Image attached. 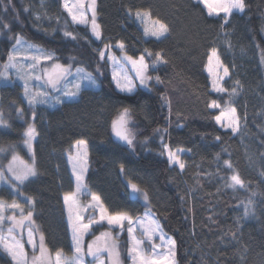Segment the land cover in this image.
I'll use <instances>...</instances> for the list:
<instances>
[{
	"label": "trees",
	"instance_id": "1",
	"mask_svg": "<svg viewBox=\"0 0 264 264\" xmlns=\"http://www.w3.org/2000/svg\"><path fill=\"white\" fill-rule=\"evenodd\" d=\"M244 5L225 19L208 15L195 0H97L98 39L89 25L72 23L62 0H0V64L20 35L55 54L61 64L86 69L99 83L98 89L85 87L78 98L55 108L28 104L18 83L1 86L6 126L0 127V159L6 163L14 151L28 156L23 134L33 118L37 175L18 191L33 201L30 211L52 258L57 250L73 252L63 201L74 190L66 154L85 140L88 189L110 213L137 218L151 209L175 241L177 264H264V0H244ZM137 10L149 11L169 31L159 38L145 35ZM121 42L128 55H146L149 73L159 82L132 93L116 88L109 60L101 59L100 51ZM212 48L229 69L224 93L213 90L207 72ZM157 52L163 60L153 63ZM213 100L222 107L231 101L241 123L238 133L219 127L220 109L208 107ZM124 108L131 113L132 146L113 135L112 121ZM165 144L188 150L183 170L170 165ZM233 174H239L243 187L231 186ZM130 182L148 194L147 202L132 198ZM0 197L12 200L5 187ZM106 227H95V233ZM127 249L124 232L125 264ZM0 264H13L3 250Z\"/></svg>",
	"mask_w": 264,
	"mask_h": 264
},
{
	"label": "snow or ice",
	"instance_id": "2",
	"mask_svg": "<svg viewBox=\"0 0 264 264\" xmlns=\"http://www.w3.org/2000/svg\"><path fill=\"white\" fill-rule=\"evenodd\" d=\"M207 9L208 15L224 14L225 19L230 15L233 10L243 11L245 5L244 0H198ZM96 0H63V7L71 17L74 24L88 26L90 25L91 32L96 38H100L101 31L100 25L96 22ZM90 13V19H89ZM134 15L144 24V32L146 35L153 37H162L169 31L168 25L158 18H153L149 11L137 10ZM39 19V17H37ZM7 27V26H5ZM64 35L76 39L77 37L70 31H65ZM15 43L8 54L7 62L0 65V80H8L10 71H15L17 76L24 81V96L27 98L30 105L39 103H48L50 101L59 103L63 97H75L79 94L80 90L85 87H95L96 79L92 73L86 69L77 67L73 72L72 65H64L56 61L53 54L47 52L42 46L33 44L25 40L22 36L17 35L14 37ZM121 52L122 57L108 54L107 59L111 61L113 66L112 79L116 87L123 92L131 93L136 88V83L133 78L127 75L123 68L121 61L130 63L135 70V77L138 79L139 85L147 87L150 80L148 73L149 64L145 60V55L142 54L138 58L127 55L124 51L125 45L121 42L117 45ZM105 48H110L105 45ZM148 56L153 53L145 50ZM24 55H21V54ZM156 60L153 63H158L163 60L162 54L157 52L154 54ZM106 56L105 51H100V58L104 59ZM25 61L27 63L25 64ZM215 61V63H213ZM50 64L45 67V63ZM208 70L214 73L212 80V88L217 93H224L228 90L225 89L221 81L224 77L229 75V69L223 65L217 54V49L212 48L208 54ZM222 70V74L221 71ZM159 77L155 80L159 82ZM36 81L37 87L33 89L30 87V81ZM43 82L40 84L39 82ZM49 90H55L61 95L52 96ZM236 89L231 90L230 95H235ZM210 109H220L215 120L222 127L229 128L233 132L238 131L239 117L237 110L231 106V101L227 102L225 106L213 100L208 104ZM17 111H21L18 109ZM130 110L124 108L112 121V129L115 135L129 146L134 144V133L129 127L130 124ZM35 113H33V117ZM5 122L3 114L0 113V125ZM24 144L31 150L32 140L36 136V130L33 126H29L24 132ZM164 152L170 164L179 165L183 170L185 164L180 159L181 149H171L167 144L163 146ZM76 154L75 157H70L73 162V174L76 179V191L66 193L64 195V202L68 206V220L72 231V240L74 252L71 257L64 256L62 250H57L55 259L53 260L49 249L45 245V238L41 233L37 241L35 233L38 231L34 227L33 212L25 210L22 206L13 201L7 203L0 199V250L7 253L13 264H84L85 256L93 258L97 264H106V261L100 259L101 254L107 253V264H121L119 244L113 237L111 231L102 232L96 236L91 242L87 244V249L83 247V237L90 233V229L94 225L107 223L109 228H119L124 230V224L127 222V232L130 238V246L128 247V255L132 264H175V241L171 238H166L162 232L159 222L153 218L150 213H145L143 218L133 219L127 212L110 213L109 210L103 205L101 197L96 193H90L91 202L88 205L81 206L78 202V195L87 191L83 184L84 173L87 170V141H76ZM4 149H0V152ZM228 167H231L228 161H225ZM121 170L124 165L121 164ZM6 172L10 175H6ZM36 175V168L34 161L29 163L23 160L18 154H13L11 160L6 166L0 165V183L8 184L13 190H18V185H23L29 178ZM231 186L236 187L244 186V182L239 174H233L230 178ZM131 195L133 197L143 196L145 200L148 199V194L141 190L138 185L131 183ZM28 203L32 204L31 198ZM250 203V202H249ZM12 209L20 210V217L16 215L5 216V210ZM245 214H248V205L244 206ZM85 213H88L86 216ZM98 217V218H97ZM87 219V222L85 220ZM5 221L9 222L7 229L3 225ZM139 225L142 228V236L144 239H138L134 235V226ZM26 228V243L31 246L32 255L29 256L25 249V242L23 240L24 232L21 231L19 236L14 234L17 230ZM159 236L161 241L160 245L153 243L154 237ZM145 241L151 246L152 254L147 255L143 245ZM167 251L158 252L157 248ZM39 251V255L36 251Z\"/></svg>",
	"mask_w": 264,
	"mask_h": 264
},
{
	"label": "rangeland",
	"instance_id": "3",
	"mask_svg": "<svg viewBox=\"0 0 264 264\" xmlns=\"http://www.w3.org/2000/svg\"><path fill=\"white\" fill-rule=\"evenodd\" d=\"M195 1H197L198 2V0H195ZM62 2H63V0H62ZM201 4V3H200ZM203 5V4H202ZM97 6V0H96V5H95V7ZM204 6V5H203ZM204 8H205V6H204ZM206 9V8H205ZM206 11H207V9H206ZM235 11H238V12H241L240 10H233V12H235ZM232 12V13H233ZM220 15H223L224 16V14L223 13H221ZM231 15V14H230ZM230 15H228V17H227V19L229 18V16ZM96 16H97V13H96ZM71 18V17H70ZM89 19H90V13H89ZM139 20V19H138ZM140 21V20H139ZM96 22H97V17H96ZM141 22V21H140ZM141 25H142V29H143V31H144V24L143 23H141ZM90 26V25H89ZM145 33V32H144ZM146 35V34H145ZM119 43H117V44H115V45H109L110 46V48H108V49H106V48H104V51H105V53H106V56L108 55V54H112V55H115L116 57H122L123 56V52H121L120 51V49L117 47V45H118ZM125 51V50H124ZM48 52V51H47ZM50 54H53V53H51V52H49ZM21 55H24L23 53L21 54ZM54 55V57L56 58V56H55V54H53ZM128 55V54H127ZM130 56V55H129ZM139 57V56H138ZM138 57H134V58H138ZM145 60H146V62H147V59H146V55H145ZM6 62H7V60H6ZM55 62H58V63H60L57 59H56V61ZM5 63V62H4ZM27 63V61H25V64ZM109 63H110V68H111V75H112V71H113V66H112V63H111V61H109ZM148 63V62H147ZM213 63H215V61H213ZM121 64L123 65V68L125 69V71L127 72V75H129V76H131L132 78H133V80H134V82L136 83V88L138 87V86H140L139 85V82H138V79L135 77V70L132 68V66H131V64L130 63H126V62H124V61H121ZM149 64V63H148ZM208 64H209V62H207V72H208V74H209V76H210V80H211V84H212V80L214 79V73H210L209 72V70H208ZM0 65H2V64H0ZM44 66L45 67H49L50 66V64H48L47 62L44 64ZM150 64H149V68H148V75L150 76V77H153V79L152 80H155V77H157L156 75H154V76H152V75H150V73H149V69H150ZM75 69L76 68H73V72L75 71ZM221 71V74H222V70H220ZM225 78V77H224ZM113 80V79H112ZM152 80H150L149 81V83H148V86L146 87V88H148V87H150V84H151V81ZM223 81V80H222ZM222 81H221V84H222ZM114 82V81H113ZM13 83H18L20 86H21V88H22V94H23V97L25 98V100L27 101V103H28V100H27V98L24 96V81L22 80V79H20L18 76H17V74H16V72L13 70V71H10V73H9V79L8 80H0V90H1V86L3 85V84H13ZM37 83L38 82H36V81H34V80H32V81H30L29 82V84H30V87H32L33 89H35L36 87H37ZM40 84H42L43 82L41 81V82H39ZM114 84H115V82H114ZM115 86H116V84H115ZM85 87H88V86H85ZM85 87H83V88H85ZM144 87V86H143ZM82 88V89H83ZM88 88H91V89H93V90H96V89H98L99 88V83L97 82V80H96V86L95 87H88ZM117 88V87H116ZM135 88V89H136ZM81 89V90H82ZM118 89V88H117ZM135 89H134V91H135ZM81 90H80V92H81ZM119 90V89H118ZM50 91V94L52 95V96H55V95H61V93L60 92H58V91H55V90H49ZM133 91V92H134ZM80 92H79V94H80ZM123 92V91H122ZM125 93H128V92H125ZM132 93V92H131ZM79 94L77 95V96H75V97H63L62 96V101L61 102H59V103H56V102H53V101H50V102H48V103H39V104H36V105H31V106H33V107H36V106H45V107H48V108H55V107H57V106H59L61 103H63L64 101H66V100H73V99H76V98H78V96H79ZM29 104V103H28ZM219 112H220V110H219ZM219 114V113H218ZM217 114V115H218ZM237 115H238V113H237ZM239 117V116H238ZM32 120V121H31ZM30 120V122L28 123V125H27V127H26V130H27V128L31 125V126H33L34 128H35V126H34V124H33V118ZM5 122V121H4ZM218 124V123H217ZM219 125V127H221V128H223V129H228V130H231V129H229V128H225V127H222L221 126V124H218ZM5 127L6 126V123H4L3 125H0V127ZM25 130V131H26ZM36 130V129H35ZM241 130V123H240V120H239V127H238V131L237 132H233L232 130V132L233 133H238L239 131ZM35 139H36V136L34 137V139L32 140V148H31V150H29V148L24 144V146H25V148H26V150H27V152H28V156L27 157H23L22 155H20L19 153H17L16 151H14L13 153H11L10 154V157H9V159L7 160V162L6 163H4V162H2V160L0 159V165H3V166H6L7 164H8V162L11 160V158H12V155L13 154H18L23 160H25V161H28L29 163H32L33 161H34V163H35V159H34V141H35ZM23 143H24V141H23ZM172 149V148H171ZM175 149H181L182 151H181V153H180V159H181V161L186 165V162H185V159H184V155L186 154V153H188V150H186V149H183V148H174L173 150H175ZM76 151H77V149H76V142L73 144V146H72V148H71V150L66 154V158H67V161H68V165H69V169H70V171H71V175H72V178H73V182H74V190L72 191V192H74V191H76V179H75V175L73 174V162L70 160V157H75V154H76ZM87 151H88V149H87ZM167 155V154H166ZM0 157L1 158H3L2 157V155H0ZM170 165H172V166H177L178 168H179V165H173V164H170ZM35 168H36V163H35ZM88 169H89V154H88V158H87V170H86V172L84 173V179H83V184L85 185V187H86V189H87V191L86 192H84V193H82V194H79L78 195V202H79V204L81 205V206H85V205H88L90 202H91V195H90V193H94V192H92L90 189H88V187L86 186V183H85V177H86V174H87V171H88ZM180 169V168H179ZM181 170V169H180ZM6 175H10V174H8L7 172H6ZM36 175H37V168H36ZM35 175V176H36ZM35 176H33V177H31V178H34ZM31 178H29V179H31ZM2 187H5V188H7L8 189V191H9V193L12 195V200H10V201H7L6 199H3V198H1L0 197V199H2L3 201H5V202H7V203H12L13 201H16L17 203H19L21 206H22V208L25 210V215L27 214V211H30V206H31V204H29L28 203V199L26 198V197H23L22 195H20V193H19V191L18 190H13L8 184H5V183H0V188H2ZM71 193V192H70ZM65 195V194H64ZM64 195H63V201H64ZM141 199L143 200V201H145V202H147L148 201V199L147 200H145L144 199V197L141 195ZM64 205H65V211H66V219H67V223H68V228H69V232H70V236H71V242H72V247H73V252H74V246H73V240H72V231H71V227H70V224H69V220H68V206L65 204V202H64ZM150 213L152 216H153V218H155L158 222H159V224H160V226H161V229H162V232L164 233V235H165V237L166 238H171L172 240H174L173 239V237L171 236V235H169L168 233H166L165 232V230H164V228H163V226H162V224H161V222H160V220L158 219V217L156 216V214L151 210V209H149V208H147V209H145V211L143 212V214L141 215V216H139V217H137V218H143L144 216H145V213ZM5 216H10V215H16L17 216V218H19L20 217V210L19 209H16V210H12V209H6L5 210ZM85 215L87 216L88 215V213H85ZM98 218V217H97ZM137 218H133L134 220H136ZM85 222H87V219L85 220ZM101 225H106L107 227L106 228H100V230L97 232V233H95V227H97V226H101ZM9 226V222L8 221H5V223H4V225H3V227H4V229H7V227ZM34 227L36 228V229H38V227L36 226V224H34ZM127 227H128V224H127V222H125V224H124V230L123 231H121L119 228H109V226L107 225V223L106 222H104L103 224H98V225H94L91 229H90V233L89 234H87V235H85L84 237H83V247H84V249H85V252H86V249H87V244L89 243V242H91L96 236H99L102 232H106V231H111V233H112V235H113V237L117 240V242H118V244H119V253H120V262H121V264H125L124 262H123V260H122V256H121V250H120V242H121V236H122V234L125 232L126 234H127V239H128V247L130 246V238H129V235H128V232H127ZM21 232V231H23L24 232V242H25V244L26 245H28L27 243H26V240H27V236H26V228L25 229H23V230H17L14 234H16L17 236H18V232ZM142 228L139 226V225H135L134 226V235L138 238V239H144V237L142 236ZM41 234V232L39 231V229H38V231L35 233V236H36V239H37V241H38V239H39V235ZM153 243L155 244V245H160L161 244V241H160V239H159V236H156V237H154V240H153ZM29 246V245H28ZM143 247H144V249H145V253L147 254V255H151L152 254V249H151V246L148 244V242L147 241H145V244L143 245ZM29 248L31 249V246H29ZM25 249H26V247H25ZM32 250V249H31ZM157 251L158 252H164V251H167V248L165 247L164 249H159V248H157ZM73 252H72V254H70V255H67V254H65L64 252H63V254H64V256H66V257H71L72 255H73ZM36 254L37 255H39V251H38V249H37V251H36ZM8 255V254H7ZM9 256V255H8ZM10 257V256H9ZM54 259H55V254H54V257H53ZM10 259H11V257H10ZM100 259H103V260H105L106 261V264H107V253L105 252V253H103V254H101V256H100ZM128 263H126V264H132V261H131V259L129 258V255H128ZM13 262V261H12ZM178 263V261H177V256H176V244H175V264H177ZM84 264H97V262H95L94 260H93V258L92 257H90V256H85V262H84Z\"/></svg>",
	"mask_w": 264,
	"mask_h": 264
},
{
	"label": "water",
	"instance_id": "4",
	"mask_svg": "<svg viewBox=\"0 0 264 264\" xmlns=\"http://www.w3.org/2000/svg\"><path fill=\"white\" fill-rule=\"evenodd\" d=\"M113 135H114V138L116 139V140H118V141H120V142H122V143H124V144H127V143H125L124 141H122V140H120L116 135H115V133L113 132ZM128 145V144H127ZM132 191V190H131ZM132 198L133 199H136L137 197H133L132 196Z\"/></svg>",
	"mask_w": 264,
	"mask_h": 264
}]
</instances>
